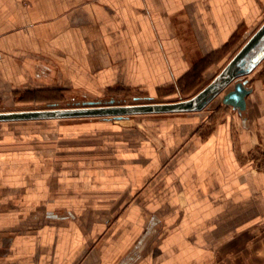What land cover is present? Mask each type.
<instances>
[{
  "label": "crops",
  "instance_id": "0c3cea01",
  "mask_svg": "<svg viewBox=\"0 0 264 264\" xmlns=\"http://www.w3.org/2000/svg\"><path fill=\"white\" fill-rule=\"evenodd\" d=\"M263 20L264 0H0V99L153 94ZM249 86L242 114L214 99L1 121L0 264H217L263 246L264 82Z\"/></svg>",
  "mask_w": 264,
  "mask_h": 264
},
{
  "label": "water",
  "instance_id": "95a60500",
  "mask_svg": "<svg viewBox=\"0 0 264 264\" xmlns=\"http://www.w3.org/2000/svg\"><path fill=\"white\" fill-rule=\"evenodd\" d=\"M264 59V21L252 32L221 71L204 87L187 98L172 101L122 103L110 100H83L69 106L48 103L45 107L0 111L1 121L38 120L77 117H106L123 119L137 114L200 111L214 99L232 106L240 114L247 109V96L252 93L250 74Z\"/></svg>",
  "mask_w": 264,
  "mask_h": 264
},
{
  "label": "rangeland",
  "instance_id": "374dc122",
  "mask_svg": "<svg viewBox=\"0 0 264 264\" xmlns=\"http://www.w3.org/2000/svg\"><path fill=\"white\" fill-rule=\"evenodd\" d=\"M257 28L258 26L249 30L245 34L242 42L233 45L232 52L228 58L207 60L206 62L202 63L201 67H197L196 69L194 68L190 76L186 78L184 82L181 81L178 85H170L161 88L159 91L153 94L138 89H120L116 92L106 93L105 97L102 99L114 97L121 100L122 103H136L146 101H172L190 97L202 87H204L207 83H209L213 77L221 71L223 66L237 52V50L247 40L249 35ZM209 65L211 71L209 73H204L205 68ZM246 78L249 79V84H251V82L255 81L256 79L264 82V59L250 74L246 75ZM46 96H49V99L43 98L44 100L40 102L30 103L28 105H24L23 101L8 102L7 100L0 99V111L40 108L45 107L48 103H57L59 106L65 107L73 105L76 100L86 99L85 96H79V94H69L59 91L53 95L50 94ZM220 103L221 102H213L211 106H222ZM244 242L242 241V244L240 242L233 246V249L230 253L226 251L225 256L221 254L217 264H264V245H259L258 247V245H256V243H254L252 240H249L247 244ZM260 246L262 248H260ZM240 247H243L244 249L242 248V250Z\"/></svg>",
  "mask_w": 264,
  "mask_h": 264
},
{
  "label": "flooded vegetation",
  "instance_id": "af4514ba",
  "mask_svg": "<svg viewBox=\"0 0 264 264\" xmlns=\"http://www.w3.org/2000/svg\"><path fill=\"white\" fill-rule=\"evenodd\" d=\"M112 97L110 98H105V99H95V100H101V101H107V100H110ZM83 100H89V99H83ZM83 100H76L75 102H80V101H83ZM94 100V99H93Z\"/></svg>",
  "mask_w": 264,
  "mask_h": 264
}]
</instances>
